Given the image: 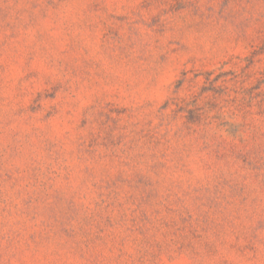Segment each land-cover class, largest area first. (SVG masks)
Returning a JSON list of instances; mask_svg holds the SVG:
<instances>
[{"label":"rangeland","instance_id":"1","mask_svg":"<svg viewBox=\"0 0 264 264\" xmlns=\"http://www.w3.org/2000/svg\"><path fill=\"white\" fill-rule=\"evenodd\" d=\"M0 264H264V0H0Z\"/></svg>","mask_w":264,"mask_h":264}]
</instances>
